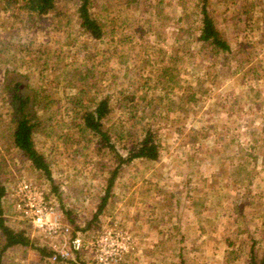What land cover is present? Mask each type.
Returning <instances> with one entry per match:
<instances>
[{"label": "rangeland", "instance_id": "1", "mask_svg": "<svg viewBox=\"0 0 264 264\" xmlns=\"http://www.w3.org/2000/svg\"><path fill=\"white\" fill-rule=\"evenodd\" d=\"M201 1L93 0L100 38L78 28V0H58L55 13L33 29L0 9V87L8 66L22 90L44 96L35 106L42 124L33 136L51 172L49 179L31 168L11 144L0 88L7 221L24 228L34 245L53 249L60 242L33 230L14 208L8 189L26 177L43 187L84 243L62 261L16 244L0 264H98L92 244L108 229L132 246L117 264H249L253 240L252 251L264 253V0H207L234 50L216 55L197 48ZM75 68L84 72L73 86ZM168 72L175 81L161 82ZM74 94L85 104L109 95L106 125L138 129L149 121L160 141L156 159L119 168L96 218L115 154L79 130ZM131 139L114 136L115 150L124 152Z\"/></svg>", "mask_w": 264, "mask_h": 264}, {"label": "trees", "instance_id": "2", "mask_svg": "<svg viewBox=\"0 0 264 264\" xmlns=\"http://www.w3.org/2000/svg\"><path fill=\"white\" fill-rule=\"evenodd\" d=\"M57 1L58 0H0V9L5 7L11 9V15H13L15 21L19 23L22 22L23 25L29 24L33 29L37 25H41L39 23L44 19L45 15L50 12L55 13L57 10ZM92 4L93 0H78L76 5L78 28L90 37L100 38L103 35V28L97 17L90 10ZM200 11L201 24L199 27L200 33L198 39L201 42L197 48H208L214 55L223 52H233L234 50L229 40L221 34L214 18L209 13L207 0L201 1ZM169 59L176 60V58L173 57ZM172 68L173 66L166 65L163 70H171ZM83 72V70L74 69L72 75L75 77L71 79V84L73 86L74 82L78 80L76 77L80 76V78H82L81 74ZM167 74V77L163 75L165 79L160 81L169 82V80H171L174 82L175 79L173 78H175V75L170 72ZM2 75L4 80L0 88L4 91L6 114L11 123V144L17 149L23 159L29 163L31 168L41 171L50 179L51 172L48 161L45 155L36 147L33 136L42 124V119L38 118L35 106L37 100L42 99L44 96L38 94L36 90L31 92L22 90L21 79L18 78L19 74L16 70L7 66L2 72ZM86 75L87 73L85 72L84 76ZM160 81L159 78L156 79V82ZM70 98L73 109L79 107L80 115L78 118L80 120L76 123V125L79 126V130L81 132L88 131L92 133L95 137L96 146H98V144L104 147L107 146L110 151L115 154L114 165L108 171L109 173L106 178L104 193L92 216V218H96L111 195V186L119 168L135 158L156 159L159 154L160 141L157 139V129L154 128L156 124L150 123L149 121H147L148 123L145 125H141L138 129L121 126L118 130H114L116 123L106 125L105 120L113 109L110 104L109 95L104 94L100 97L90 96L88 97V104L83 103L82 97L75 94ZM136 105L138 104H132L129 108L132 109ZM114 136L116 138H121L122 136L132 137L129 143L125 145L124 152L115 150V144L113 142ZM6 192V186L0 183V257L6 249L16 244L30 245L35 247L41 256L49 255L51 251L46 246L34 245V242H32L24 228L20 227L16 229L8 223L6 218L7 206L3 202V197ZM64 211L69 212L67 209ZM263 263V256L259 263L252 262V264Z\"/></svg>", "mask_w": 264, "mask_h": 264}, {"label": "built area", "instance_id": "3", "mask_svg": "<svg viewBox=\"0 0 264 264\" xmlns=\"http://www.w3.org/2000/svg\"><path fill=\"white\" fill-rule=\"evenodd\" d=\"M14 208L32 226V229L51 240L60 238L59 243H51L49 260H63L74 249L83 246V238L72 232L71 226L62 220V213L47 196L43 187L32 179L17 178L9 187ZM123 239V240H121ZM49 242H51L49 240ZM92 247L96 249L98 264H117L123 254L130 250L128 237L111 229L102 231Z\"/></svg>", "mask_w": 264, "mask_h": 264}, {"label": "crops", "instance_id": "4", "mask_svg": "<svg viewBox=\"0 0 264 264\" xmlns=\"http://www.w3.org/2000/svg\"><path fill=\"white\" fill-rule=\"evenodd\" d=\"M252 233V232H251ZM253 235V234H252ZM250 240H251V238H250ZM252 241V240H251ZM253 243L255 242L256 243V241L255 240H253L252 241ZM253 243H250L249 244V249H250V253H249V264H252V262H254V263H259V261L261 260V258H262V256L264 257V253H262V255L261 256H258L257 254H256V252H255V250L254 251H252V247H254L255 245L253 244ZM264 264V263H263Z\"/></svg>", "mask_w": 264, "mask_h": 264}]
</instances>
